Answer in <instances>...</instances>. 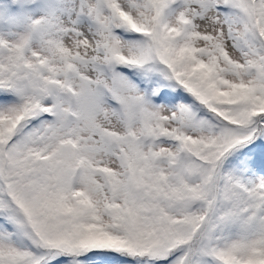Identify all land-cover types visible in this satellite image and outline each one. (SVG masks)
<instances>
[{
  "label": "snow or ice",
  "instance_id": "1",
  "mask_svg": "<svg viewBox=\"0 0 264 264\" xmlns=\"http://www.w3.org/2000/svg\"><path fill=\"white\" fill-rule=\"evenodd\" d=\"M0 264H264V0H0Z\"/></svg>",
  "mask_w": 264,
  "mask_h": 264
}]
</instances>
